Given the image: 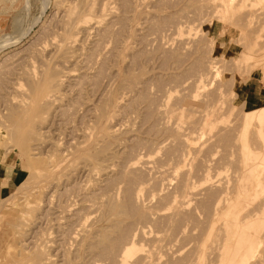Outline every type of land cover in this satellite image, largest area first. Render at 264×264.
<instances>
[{
	"label": "rangeland",
	"instance_id": "obj_1",
	"mask_svg": "<svg viewBox=\"0 0 264 264\" xmlns=\"http://www.w3.org/2000/svg\"><path fill=\"white\" fill-rule=\"evenodd\" d=\"M1 17L0 169L22 175L0 264H224L264 219V0H0ZM254 247L238 264H264Z\"/></svg>",
	"mask_w": 264,
	"mask_h": 264
},
{
	"label": "bare ground",
	"instance_id": "obj_2",
	"mask_svg": "<svg viewBox=\"0 0 264 264\" xmlns=\"http://www.w3.org/2000/svg\"><path fill=\"white\" fill-rule=\"evenodd\" d=\"M226 1V0H225ZM228 1V0H227ZM217 3H219L218 1H217ZM217 3H215L216 5H217ZM216 5H215V7H216ZM220 5V4H219ZM218 6V5H217ZM221 6V5H220ZM73 7V6H72ZM227 7H228V4H225L224 5V10H225V8L227 9ZM221 8V7H220ZM219 8V9H220ZM68 9V8H67ZM214 10V9H213ZM217 10V9H216ZM69 11L71 12V10H70V7H69ZM75 11H76V9H75ZM78 11V10H77ZM219 11H221V10H219ZM64 12V11H63ZM74 12V11H73ZM65 13V12H64ZM66 13H68V12H66ZM85 13V12H84ZM212 13V12H211ZM71 14V13H70ZM74 14V13H73ZM75 14H77V12H75ZM78 14H80V12H78ZM83 14V13H82ZM91 14V13H90ZM216 14V13H215ZM66 15V14H65ZM84 15V14H83ZM86 15V14H85ZM214 15V14H213ZM219 15H221V14H219ZM64 16V15H63ZM74 16V15H73ZM76 16V15H75ZM74 16V19H76V17ZM82 16V15H81ZM215 16V15H214ZM80 17V16H79ZM213 17V16H212ZM218 17V16H217ZM64 19H68L67 18V15H66V18L65 17H63ZM71 18V17H70ZM69 18V19H70ZM72 20H73V17H72ZM71 20V21H72ZM87 20H88V18H80V20H78L77 21V23H82L83 24V26H85L84 24L85 23H88L87 22ZM75 21V20H74ZM95 21V20H94ZM67 21H65V23H66ZM68 22H70L69 20H68ZM90 22V21H89ZM96 22H98V21H96ZM95 22V23H96ZM64 23V24H65ZM74 24L75 23V25H76V22H70V23H67V24H69V26L68 25H66V26H68V27H72V26H70V24ZM63 24V25H64ZM81 24V25H82ZM97 25V24H96ZM65 26V27H66ZM79 26V25H78ZM67 27V30L69 29ZM77 27V26H76ZM80 27V26H79ZM79 27H77V28H75L76 30H79L78 28ZM91 28V27H90ZM221 28V27H220ZM80 29H82V28H80ZM88 29V28H87ZM86 29V30H87ZM73 30V29H72ZM82 30H85V28H83ZM66 31V28H65V30L63 31V32H65ZM68 31H70V30H68ZM88 31V30H87ZM75 32V31H74ZM79 32V31H78ZM85 32V31H84ZM224 32V31H223ZM222 32V33H223ZM66 33V32H65ZM70 33H71V31H70ZM220 33V32H219ZM67 34V33H66ZM20 35L21 34H17L16 36H15V38L12 40V41H10V42H7V43H4L2 46H9L10 44H12V42H16L17 41V39L20 37ZM220 35V34H219ZM69 39V38H68ZM74 42V41H73ZM59 46V45H58ZM62 54V53H61ZM59 56H61V55H59ZM62 56H64V54L62 55ZM64 57H67L66 55L64 56ZM58 58V57H57ZM62 58V57H61ZM60 58V59H61ZM59 60V59H58ZM54 66V65H53ZM57 66V65H56ZM50 67V66H49ZM51 68V67H50ZM209 68L211 69L212 68V66H209ZM54 70H55V68H53ZM52 69V70H53ZM45 70V69H44ZM51 71V70H50ZM58 72V71H57ZM52 73H54V72H52ZM11 74V73H10ZM58 74V73H57ZM56 74V75H57ZM59 74H60V72H59ZM59 76V75H58ZM44 77V76H43ZM50 77V76H49ZM52 77V76H51ZM55 77V76H54ZM62 77V76H61ZM40 78V77H39ZM56 78H57V76H56ZM61 79V78H60ZM260 79H262V78H260ZM38 80V79H37ZM41 80V79H40ZM46 80H48L47 78H46ZM52 80H54V78H52ZM56 81L58 80V79H55ZM49 81V80H48ZM63 81V80H62ZM50 82H51V80H50ZM58 83V82H57ZM59 83H60V81H59ZM1 84V83H0ZM38 84L40 85V81L38 80ZM55 85H56V83H54ZM49 86H51L52 87V85H50V84H48ZM47 85V86H48ZM37 86V85H36ZM48 86V87H49ZM54 86V85H53ZM59 87V86H58ZM36 88V87H35ZM34 87L32 88V89H35ZM40 88H41V86H40ZM48 89V88H47ZM50 89H52V88H50ZM49 89V90H50ZM49 90H47L46 92H48ZM34 91H36V90H34ZM39 91V90H38ZM37 91V92H38ZM52 92H53V90H52ZM5 94V93H4ZM34 94H36V93H34ZM47 94V93H46ZM51 95V94H50ZM8 96V95H7ZM36 96V95H35ZM43 96H46V98H48L49 96L48 95H43ZM42 96V97H43ZM41 97V96H40ZM57 97V96H56ZM55 97V98H56ZM59 97V96H58ZM9 98V97H8ZM13 98V97H12ZM59 98H61V97H59ZM58 98V99H59ZM39 99V98H38ZM9 100V99H8ZM30 100V99H29ZM33 100V99H32ZM43 100V99H42ZM41 100V101H42ZM45 100V103H47V104H51L50 102L52 101V99L50 100L49 99V103L48 102H46V100L48 101V99H44ZM43 100V101H44ZM2 101V100H1ZM10 101V100H9ZM42 101V102H43ZM19 102V101H18ZM31 102V101H30ZM29 102V103H30ZM2 103V102H1ZM7 103V102H6ZM13 103V102H12ZM17 102H15L14 104H16ZM20 103V102H19ZM25 103V102H24ZM44 103V104H45ZM2 104H4V103H2ZM9 104H11V102L9 103ZM40 104H41V102H40ZM5 105V104H4ZM17 105V104H16ZM18 105H20V104H18ZM17 105V106H18ZM22 105V104H21ZM37 105H38V103H37ZM52 105V104H51ZM51 105H49V106H51ZM261 106H260V109H258V111L255 113V115H254V118H255V120L256 121H258V124H257V126H256V128L258 129V132H259V135H260V137H262L263 139H264V101H261V104H260ZM0 106H2V105H0ZM10 106V105H9ZM25 106H27L26 104L24 105V107ZM31 106V105H30ZM36 106V105H35ZM20 107L21 106H19V109H20ZM32 107V106H31ZM44 107H45V105H44ZM46 107H47V105H46ZM10 108V107H9ZM17 108V107H16ZM26 108L27 107H25V113H28V111L26 110ZM29 108V107H28ZM27 108V109H28ZM39 108H41V106L39 107ZM39 108L37 109V110H39ZM11 109V108H10ZM9 109V110H10ZM12 109H13V106H12ZM18 109V110H19ZM24 108H22L21 110H23ZM32 109V108H31ZM36 109V108H35ZM60 109H61V107H60ZM8 110V109H7ZM8 110V111H9ZM4 111V110H3ZM3 111H2V113H3ZM14 111V110H13ZM12 112V111H11ZM15 112H16V110H15ZM23 112H24V110H23ZM35 112H37V111H35ZM35 112L33 113V115H35ZM39 112H41V110L40 111H38V113ZM59 112V111H58ZM1 113V112H0ZM5 113H7V111L5 112ZM10 113V112H9ZM14 113V112H13ZM18 113H20V112H18ZM12 114V113H11ZM11 114H8V115H11ZM3 115H4V113H3ZM5 115H7V114H5ZM20 115H21V113H20ZM24 115V114H23ZM22 115V116H23ZM26 115V114H25ZM28 115H30L29 113H28ZM1 116V115H0ZM27 116V115H26ZM9 117H11L12 118V116H9ZM19 117V116H18ZM28 117H34V116H28ZM7 118V117H6ZM14 118V117H13ZM16 118H17V116H16ZM25 118V117H24ZM32 118H31V120H32ZM251 118V115H249L248 116V119H250ZM18 119V118H17ZM26 119V118H25ZM25 119H23L24 121H25ZM38 119V118H37ZM1 120H3L4 121V118L2 119L1 118ZM13 120V119H12ZM19 121L21 120V119H18ZM10 122H11V120H9ZM16 121H14L13 123H15ZM21 122V121H20ZM3 123V122H2ZM7 123V122H6ZM12 123V122H11ZM19 123V122H18ZM253 124V123H252ZM7 125V124H6ZM6 125H4V126H6ZM8 125H11V124H8ZM14 125V124H13ZM18 125V124H17ZM1 126V125H0ZM12 127V126H11ZM6 133V132H5ZM261 142V141H260ZM263 142V141H262ZM248 153H247V159L248 160H253V159H262V160H264V149L262 150V153H260V152H258V153H251L250 152V150H248L247 151ZM33 157V156H32ZM32 157H31V159H32ZM37 158V157H36ZM34 159V158H33ZM36 160V159H35ZM38 160V159H37ZM33 162H34V160H33ZM45 162V161H44ZM250 162L251 161H248V163L250 164ZM37 164V163H36ZM44 164V163H43ZM46 164V163H45ZM44 164V165H45ZM35 167V166H34ZM248 168V172L250 173V175L252 176V174L254 173V177L256 178V177H258V172H257V169H258V166L256 167V165L253 163V164H251L249 167H247ZM256 186L258 187V188H260L261 189V193L262 192H264V172H263V175H260L259 176V178L256 180ZM247 187L248 186H244L243 185V187H242V191H244V192H246L247 191ZM138 196V195H137ZM263 196V195H262ZM261 196V198L263 199V197ZM262 199H260V201L262 200ZM174 201H175V199H174ZM259 201V203H262V201H264V200H262L261 202ZM99 202V201H98ZM92 203V202H91ZM174 203V202H173ZM258 203V204H259ZM94 204H95V202H94ZM97 204H99V203H97ZM257 204V205H258ZM172 205V204H171ZM177 205V204H176ZM175 205V206H176ZM259 205H261V207H262V205H264V204H259ZM258 205V206H259ZM97 206V205H96ZM115 206H117V205H115ZM217 207V206H216ZM95 208V207H94ZM98 208V207H97ZM114 208V206L111 208V209H113ZM118 208H119V206H118ZM117 208V209H118ZM256 209H258L257 207H255ZM255 208L253 209V210H255ZM260 208V207H259ZM116 209V210H117ZM115 210V209H114ZM115 210V211H116ZM252 210V209H251ZM250 210V211H251ZM260 210H262V209H260ZM238 211V210H237ZM256 211V210H255ZM113 212V211H112ZM117 212H119L118 210H117ZM249 212V211H248ZM247 212V213H248ZM252 212H254V211H252ZM251 212V213H252ZM113 213H115V212H113ZM240 213H241V210H239V212H238V214L237 213H230V216H239L240 215ZM140 214V213H139ZM142 214V213H141ZM249 214H250V212H249ZM253 214V213H252ZM252 214L250 215V216H252ZM241 215H242V213H241ZM255 215H257V214H255ZM143 216V215H142ZM246 216V215H245ZM244 215H243V217H245ZM240 217V216H239ZM242 217V216H241ZM241 217H240V220H241ZM247 217V216H246ZM244 219V218H243ZM254 225H246L245 227H243V228H238V230L234 233V236H238V240H237V242H236V248L234 249V254H231L232 253V248L230 249V251H229V255H228V257H227V259L225 260V263L224 264H238V260H241V256H242V252H244L245 253V255L247 256V255H249L251 252H252V250L255 248L254 246L256 245V243H258L261 239H264V219H260L259 217H256L255 219H254ZM81 226V225H80ZM83 226V225H82ZM241 226H242V224H241ZM243 226H244V224H243ZM249 227H251V228H249ZM248 228H249V230H248ZM80 231V230H79ZM82 231V230H81ZM88 231V230H87ZM140 231V230H139ZM83 232V231H82ZM85 233H86V231H85ZM85 233H84V237L86 236L85 235ZM86 234H89V233H86ZM141 233L139 232V235H140ZM82 235V234H81ZM104 235V234H103ZM102 235V237H104ZM101 236V235H100ZM106 236V235H105ZM142 236V235H141ZM82 237H83V235H82ZM87 237V236H86ZM102 237H100L101 239H102ZM89 238V237H88ZM87 238V239H88ZM106 238H109V237H106ZM105 237H104V239H105V241H107V242H111V241H109V239H106ZM80 239V238H79ZM82 239V238H81ZM80 239V240H81ZM83 239H86V238H83ZM86 239V240H87ZM104 239H102V240H104ZM100 240V239H99ZM98 240V241H99ZM83 241V240H82ZM80 241L81 243V245H82V243L83 242H85V241ZM104 241V242H105ZM101 242V241H100ZM99 242V243H100ZM103 242V241H102ZM102 242H101V244H102ZM104 244V243H103ZM102 244V246L103 247H105V249H106V246H105V244L103 245ZM110 243H107V246L109 245ZM89 244H87V246H88ZM220 245V244H219ZM110 247H111V244H110ZM88 248V247H87ZM108 248V247H107ZM217 249L219 248V246L218 247H216ZM223 248V247H222ZM104 249V251H107V250H105ZM135 249V243H129V246H127V247H124L122 250H121V253H120V260L121 261H123V262H125L126 261V257H127V255H129L133 250ZM110 252V251H109ZM223 252V251H222ZM139 254V258L141 257V255H140V253H138ZM244 255V256H245ZM118 256H119V254H118ZM135 256H137V255H135ZM137 258H138V256H137ZM142 260V259H141ZM141 263H143V261L141 262Z\"/></svg>",
	"mask_w": 264,
	"mask_h": 264
},
{
	"label": "crops",
	"instance_id": "obj_3",
	"mask_svg": "<svg viewBox=\"0 0 264 264\" xmlns=\"http://www.w3.org/2000/svg\"><path fill=\"white\" fill-rule=\"evenodd\" d=\"M4 18L1 17L0 25H2ZM22 175L21 170L17 167L0 169V195L6 194L13 190L16 186L20 176Z\"/></svg>",
	"mask_w": 264,
	"mask_h": 264
}]
</instances>
